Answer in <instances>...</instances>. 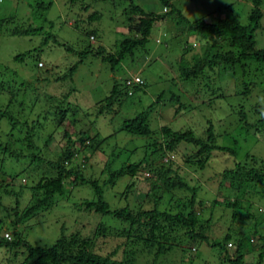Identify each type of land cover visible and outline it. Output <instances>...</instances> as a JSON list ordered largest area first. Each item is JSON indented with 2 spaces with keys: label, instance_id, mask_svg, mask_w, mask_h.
<instances>
[{
  "label": "rangeland",
  "instance_id": "obj_1",
  "mask_svg": "<svg viewBox=\"0 0 264 264\" xmlns=\"http://www.w3.org/2000/svg\"><path fill=\"white\" fill-rule=\"evenodd\" d=\"M172 1L182 16L190 22L203 20L212 23L225 16H234L241 24H247L249 12L253 7L251 0ZM130 3L139 5L145 11H156V9L159 10L157 12L162 11L158 2V8L156 7L155 0H0V20L2 19L0 21V81L3 82L0 86L16 93L15 99L17 100L14 105L9 106L10 111L12 113L17 111L20 114L19 110L22 111V108L18 102H27L31 97H37L39 104L42 103L39 108L41 112L47 109L52 110L50 107L54 106L57 101L62 102L61 94L69 91L66 99L67 103L70 102L69 111L71 112L70 109L75 106L76 108L78 106L79 110L83 107L85 117L79 123L73 124L69 123L71 121L68 115L52 133V137L48 140L49 146L44 148V152L47 154L48 147L57 148L58 145L64 143L65 139L62 138L64 130H67L74 140L80 128L85 133L84 137L94 139L92 142L96 141L95 135L98 138L110 136L104 142V150L92 155L93 162L91 159L88 160L85 169V174L96 178L102 186V181L106 180L108 175L106 169L100 172L99 168L108 155L119 154L112 161L113 169L124 161L148 162L143 172L146 176L149 173L152 178L149 167L158 165L162 161L149 147L153 140L160 138L158 133L160 118L157 119V117L161 111L166 114L164 118H170L166 120V123L173 130L192 128L189 125L196 126L194 122L200 126L203 125L202 121H195L193 115L190 114L189 116L181 114L171 119L166 113V111L169 113L170 109L169 105H163V99H167L171 93H183L184 100L188 97L192 98L190 101L192 105L200 106L201 101L210 100V105L207 108L202 107V112L198 114L201 119H221L218 125L224 126L225 124L231 127L228 135L219 138L218 143L222 141L224 145L234 146L237 150V157L240 159L244 157L246 151H250L258 157V161L253 162L254 167L264 171V131L258 135H253V130L246 135L244 132L239 133V125L234 115L240 105L246 110L249 106L258 108V105H264V84L257 86L255 81L261 79L256 76L252 77V75L247 76V82L251 80L255 84L249 82V94L235 104L236 102H232L237 98L235 96H228V101L220 97L222 88L226 94L234 89L235 82H230L229 78L219 80L215 76L210 81L208 78H198L189 82L182 80L177 68L179 57L182 56L183 60L189 64L193 54L200 55L204 46L217 44V40L203 39L196 33L186 30L185 25L175 21V17H178L177 11L172 13L173 17L166 15L153 24L144 48L136 47L132 54H127L114 70H110L108 63L102 62L99 57L89 53L82 59V62L78 63L70 78L58 79L72 63L76 62L78 51L90 47L92 52L98 48H103L104 54L115 52L123 37L134 35L133 30L130 29L131 23L128 21ZM260 9L262 11L260 19L262 31L259 28L258 31L255 30L254 35L257 45L264 46V23H262L264 0H260ZM95 12L99 15L91 17ZM28 25L41 26L42 31L36 35H8L13 34L16 26L21 29ZM46 34H54L61 45L57 42L53 43L52 40L46 45L43 44L42 40ZM90 35H93V38ZM62 43L73 49L66 51ZM221 43L226 47L227 40ZM35 48L38 50L34 52ZM23 51H28V53L22 63L12 61L14 54ZM36 58H39L37 65ZM39 61L42 62L41 65ZM131 74L139 75L144 85L132 89V94L129 96L118 95L121 101L119 106L116 103L110 105L107 110L103 109L102 113H98L97 104L100 102L99 105H104L102 100L108 95L113 79H116L122 89L123 79ZM160 92H163L161 99L148 111L149 126L152 130L149 136H135L121 130L123 119L133 117L146 106H150ZM9 96L10 93L5 90L0 91V105H7ZM33 110L37 111L34 108ZM26 118L29 117L26 116ZM164 118L162 121L165 120ZM249 120L253 121V117ZM0 126L4 127V124L1 123ZM46 128L49 129L50 124H47ZM217 128L220 127L216 126L215 129ZM3 129L0 130V137ZM21 138H23L22 135ZM12 148L20 150L19 152H23L25 156L20 155L18 160L10 158L5 161L4 155L0 154V160L3 161L0 168V218H2L0 230L4 237L7 233L10 240L12 230L16 229L20 232L22 240L32 246L49 247L61 236L74 232L82 236H90L89 234L97 224L111 229H121L127 226L126 223L123 224L115 218L79 209V204L84 199L96 200L92 188L85 184L76 187L68 184L62 196H56L55 202L48 210L40 209L34 217L22 219L13 224L15 217L10 208L15 206L14 196L5 195L4 198L2 193L15 188L16 197L21 201L18 207L19 213L24 211L29 205L28 201L31 202L35 198L33 194L30 195L28 188H33L36 184L40 167L30 162V150L25 144L22 143V150L17 144ZM178 148L181 154L192 150V146L188 143H180ZM83 152H86V148ZM48 155L50 156V152ZM80 158L81 155L76 158L78 163ZM218 159L222 158H211L208 166L212 170L201 174L195 169V165L175 161L178 166L177 172L182 176L183 182L189 188L198 185L194 208L200 221L196 231L205 234L210 242L213 240L224 242L228 255L234 251L239 233H241L244 235L243 240L246 245L243 248L242 264H264V185L259 183L255 186H245L242 190H249L251 195L242 196L237 177H228L225 181L222 178L223 181H220L221 176L213 175L214 172L220 173L226 167L227 162H219ZM25 167L28 171L23 170ZM129 183L130 177L125 175L118 178L114 184L102 186L103 199L108 202L110 208L123 206L125 200L122 199L121 193L125 192ZM133 183L126 195L129 205L135 208L140 201L143 207L150 208L152 204L147 200L143 201L145 193L148 192V184L142 179L133 181ZM156 191L157 194L162 195L158 208L170 207L172 212L178 210L175 204L178 198L183 199L182 201L188 200L192 194L191 190L186 187L173 190L159 188L153 192ZM149 193L152 192L149 191ZM259 194L263 195L262 199L257 198ZM130 197L134 198L130 199ZM235 198L252 201L251 210L257 207L256 210H252L254 216L243 219L240 216L243 213H237V218L231 219L230 208L213 203L215 199L223 203L226 199ZM197 200H202L201 208L198 207ZM208 216H211L210 222L205 224ZM228 232L232 238L222 241L223 235ZM180 239L178 246L156 259L157 264H190V256H193L191 264H230L221 247L209 246L198 239L188 241V238L182 236ZM116 242V239L102 241L104 245L102 250L108 251ZM15 250L16 255L13 254L14 250L0 248V264H31V260L23 262L27 252L23 244ZM148 260L151 261V256L140 254L136 259L141 264H148Z\"/></svg>",
  "mask_w": 264,
  "mask_h": 264
},
{
  "label": "trees",
  "instance_id": "obj_2",
  "mask_svg": "<svg viewBox=\"0 0 264 264\" xmlns=\"http://www.w3.org/2000/svg\"><path fill=\"white\" fill-rule=\"evenodd\" d=\"M251 1L253 7L249 12L247 24H241L234 16H225L212 23L203 20L190 22L186 17L182 16L178 8L173 5L172 0H157L162 7V9L160 8L162 10L160 12H157L159 11L157 9L156 11H145L139 5L130 3L128 6L130 11L128 21L131 23L130 29L133 30L134 35L132 37H123L115 52L104 54L105 50L103 48H98L95 52H92L90 47L78 51L76 62L72 63L66 70L67 72L64 71L58 79L70 78L75 72L78 63L82 62V59L89 53L99 57L102 62L108 63L110 70H114L127 54H132L136 47L144 48L153 24L163 19L166 15L172 16V13L177 11L178 17H175V21L178 24L185 25L186 30L196 33L203 39L212 38L217 40V44L213 43L212 45L204 46L200 55L193 54L190 58L191 63L189 64L183 60L182 56L179 57L177 68L182 80L189 82L198 78H208V81H210L215 76L219 80L229 78L230 82H235L236 88L233 85L234 89L229 90V94H226L224 90L222 91V88L220 97L228 101V96H235L237 98L232 102H236L235 104H237L240 102L239 99L243 100L249 94V82H252V84L256 83L257 86L264 84V46L257 45L254 35L255 30L258 31L261 28L262 31V26L260 25L262 11L260 9V0ZM96 15L99 14L95 12L91 17ZM262 23H264V20ZM16 27L13 29V34H8L9 36L17 34L36 35L42 31L41 26L33 27L28 25L25 28L21 27V29H18V26ZM90 36L93 37V35ZM55 37L54 34H46L42 43L46 45L52 40L53 43L57 42V44L61 45ZM223 40H227L226 47L221 43ZM62 46L68 52L73 49L65 43H62ZM36 50L38 49L35 48L34 52ZM27 53L28 51H23L14 54L12 61L22 63L27 57ZM37 60L39 58L35 60L36 65ZM133 75L131 74L123 79V83L121 84L122 89L116 79H113L108 95L102 100L104 105H99L100 102L97 104L98 113H102L103 109L107 110L110 105L117 103L119 106L121 101L118 95L129 96L132 94V89L144 85L142 78L140 83L133 82ZM224 75L228 77H219ZM249 75L259 77L261 80L257 79L255 83L251 80L247 82L246 79ZM0 83L3 82L0 81ZM3 90L10 93V96L7 105H0V125L1 123L4 124V127L0 126V130L4 128L0 137V154L4 155L5 161L10 158L18 160L20 155L22 157L25 155L23 152H19L20 150L12 148V146L17 144L22 150L23 143L30 150V162L40 167L36 184L33 188H28L30 195L33 194L35 198L31 202L27 200L29 205L24 211L19 213L18 207L21 201L16 197L15 188L2 193L4 198L5 195L14 196L15 206L14 208H10L15 217L13 224L22 219L34 217L40 209L48 210L52 206V203L55 202V197L58 195L62 196L68 184H71L73 187L85 184L92 188L96 200L84 199L79 204V209L115 218L119 222H123V224L126 223L127 226H123L121 229H111L105 225L97 224L94 226L91 234H89L90 236H82L78 232H74L67 236H61L49 247L32 246V244L22 240L20 232L16 229L12 230V238L9 240L10 237L7 238L5 236V238L0 230V248L5 247L7 250H14L13 254L16 255L15 249L23 244L27 250L23 262L31 260V264H141L136 261L139 254L151 256V261L148 260V264H157L156 259L178 246L179 242H181L180 237L182 236L183 238H188V241L198 239L204 241L209 246H219L223 249L228 263L242 264L243 248L246 246L243 234L239 233L240 236L238 237L236 247L232 254L228 255L224 242L216 240L210 242L205 234L196 231L200 221L194 208L198 185L190 186L191 188H189L183 182V179H181L182 176L177 172L178 166L175 164L177 160V162L195 165V169L201 174L207 170H212L208 166L211 158L216 159L217 157H221L222 159H218V161L227 162L226 167L220 173H213L214 176H221L220 181H223V179L225 181L228 177L235 176L239 179L238 184L241 190L248 185L255 186L259 183L264 185V171L255 168L253 164V162L258 161V157L250 151H246L244 157L240 159L237 157V150L234 146L229 144L224 145L222 141L218 143L219 138L221 139L228 135L231 127L225 124L224 126L218 125L221 119H201L200 115H198L199 112H202V107L207 108L210 105V100L201 101L200 106H196L191 104L192 98L188 97L187 100H184V94L177 92L171 93L167 99H163V105H169L170 111L169 113L166 111V113L170 115L171 119L181 116V114L188 116L190 114L193 115L195 121H202L203 125L200 126L194 122L196 126L189 125L192 128L173 130L166 123V120H170V118H164L166 114L162 113V111L160 112L159 117H157V119L160 118L158 120L160 138L153 140L149 147L152 148L153 152L157 153V158H161L162 161L158 165L155 164L149 167L153 175L152 178H150L149 173L146 176L143 172L148 162L124 161L113 169L112 161L119 154L106 156L99 168L100 172L106 169L108 175L107 179L102 181V186L114 184L118 178L125 175L130 177V183L125 188V192L121 193L125 203L123 206L110 208L108 202L103 199V188L99 185L98 180L85 174L88 160L92 158V155L104 150V142L110 136L98 138L95 135L96 141L92 142L94 139L84 137L85 133L80 128L78 136L74 140L71 134L67 130H64L62 134V138L65 139L64 143H59L60 145L57 148L48 147L46 154L44 148L46 149V146H49L48 140L52 137V133L68 115L71 121L69 123L76 124L82 121L85 117L83 107L79 110L78 106L77 108L75 106L73 109H70V112V102H66L70 92L67 91L61 94L62 102L57 101L54 106L50 107L52 110L47 109L41 112L39 108L42 103L39 104L40 101L37 97H31L27 102H18V105L22 108V111L19 110L20 114L17 111L12 113L9 106L14 105V102L17 101L15 99L16 93L0 86V91L2 92ZM162 95L163 92H160L150 106H146V108L139 111L133 117L123 119L121 130L135 136H149L152 130L149 126L148 111L153 108L154 104H157ZM240 106L234 112L237 125H239L238 132H244L246 135L250 130H253V135L261 134L264 131V105H258V108H251L249 106L247 110L242 105ZM33 108L37 109V111L33 110ZM35 111L36 113H34ZM231 113L233 112L231 111ZM26 116L29 118L27 119ZM249 116L250 118L253 117V121L249 120ZM163 118L165 119L164 121H162ZM47 124H50L49 129L46 128ZM216 126L222 129H215ZM21 135L23 138H21ZM255 138L257 139L258 137L256 136ZM180 143H188L192 146V150L189 153L181 154L178 148ZM84 148H86L85 153L83 152ZM49 152L50 156L48 155ZM80 155L81 160L78 163L76 158ZM2 162L0 160V168ZM88 167H90L89 164ZM24 169L27 170L26 167ZM141 179L144 180V183L148 184V192L145 193L143 201L147 200V202L152 204L150 208L143 207L140 201L134 208L129 205L130 203L127 200L126 195L131 190L130 188L134 184L133 181ZM183 187L190 189L192 194L188 200L182 201L183 199L178 198L175 201L177 211L172 212L170 207L158 208L162 195L157 194V191H153L159 188L173 190ZM149 191L152 193L150 194ZM242 193L244 197L251 195V192L247 189L242 190ZM133 198L130 197V199ZM257 198L262 199L263 195L259 194ZM240 199H226L223 203L215 199L213 203L230 208L231 219H236L237 213H243L240 214L243 219L253 217L254 213L252 210H256L257 207L251 210L252 201ZM197 203L199 208L203 206L202 200H197ZM4 209L6 211V208ZM210 218L211 216H208L204 223L208 224ZM0 221H2V218H0ZM231 238L232 235L228 232L223 235L222 241H228ZM107 239H116L117 242L108 251H103L104 245L102 241ZM192 259L193 256H190V264Z\"/></svg>",
  "mask_w": 264,
  "mask_h": 264
},
{
  "label": "built area",
  "instance_id": "obj_3",
  "mask_svg": "<svg viewBox=\"0 0 264 264\" xmlns=\"http://www.w3.org/2000/svg\"><path fill=\"white\" fill-rule=\"evenodd\" d=\"M91 38H93L92 36H90ZM39 65H41V62H39ZM132 81L133 82H138V83H140L141 82V79L139 78V76H137V75H133L132 76ZM5 236L7 237V238H9V235L6 233L5 234Z\"/></svg>",
  "mask_w": 264,
  "mask_h": 264
},
{
  "label": "crops",
  "instance_id": "obj_4",
  "mask_svg": "<svg viewBox=\"0 0 264 264\" xmlns=\"http://www.w3.org/2000/svg\"><path fill=\"white\" fill-rule=\"evenodd\" d=\"M155 2H156V7H157V0H155Z\"/></svg>",
  "mask_w": 264,
  "mask_h": 264
}]
</instances>
